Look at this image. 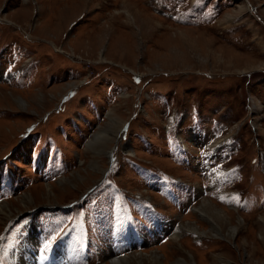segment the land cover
Masks as SVG:
<instances>
[{
  "label": "rangeland",
  "instance_id": "374dc122",
  "mask_svg": "<svg viewBox=\"0 0 264 264\" xmlns=\"http://www.w3.org/2000/svg\"><path fill=\"white\" fill-rule=\"evenodd\" d=\"M4 202L0 264H264V0H0Z\"/></svg>",
  "mask_w": 264,
  "mask_h": 264
},
{
  "label": "bare ground",
  "instance_id": "6f19581e",
  "mask_svg": "<svg viewBox=\"0 0 264 264\" xmlns=\"http://www.w3.org/2000/svg\"><path fill=\"white\" fill-rule=\"evenodd\" d=\"M130 12V11H129ZM113 112V111H112ZM108 124H107V126L106 127H99L98 128V130L97 131H95L96 133L95 134H93L92 135V137H91V139H90V144H92V145H99V143H100V140L102 139V138H104L105 137V133L107 132V130L109 129V128H111V134L112 135H114L115 134V132H116V130L118 129V126H117V124H116V120L114 121V119H113V116L111 115V112H109L108 113ZM111 135V136H112ZM110 135H108V137L110 138L111 137ZM90 144H88V145H90ZM90 147V146H89ZM97 148V147H96ZM99 149V148H98ZM93 151V150H92ZM97 159V158H96ZM94 163H95V161H94ZM94 167H96L97 168V165H96V163H95V165H94ZM44 200H46V202L47 201H49V199L46 197V198H44ZM20 201H21V203H22V205H21V207H23V208H26V209H28V207H27V205L28 204H30V203H32V201L30 200V198H28V197H26V198H21L20 199ZM28 201V202H27ZM27 202V203H26ZM46 202H45V204H46ZM50 203V202H49ZM49 203H47V204H49ZM9 208H10V206L8 205V203H6V202H4V203H1L0 204V214H4V215H9V213H10V210H9ZM31 208V207H30ZM26 209H24V210H26ZM18 213L19 212H21V211H17ZM13 215H15V214H13ZM224 215V214H223ZM8 217V216H7ZM221 217H223V216H221ZM4 219V218H3ZM2 220V219H1ZM225 221V220H224ZM2 222V221H1ZM192 225V224H191ZM230 228V236H233V234L235 233V231H236V227L235 226H231V227H229ZM221 229V228H220ZM220 229H218V230H220ZM177 233H178V231H177ZM177 233H175L174 234V236H177ZM31 235V236H30ZM29 236H28V239L29 240H32V242H34V235L33 234H30ZM229 235V234H228ZM30 242V241H29ZM62 245V244H61ZM56 247H57V245H56ZM59 247V251H60V253L62 254V247L63 246H58ZM56 251H57V249H56ZM59 251H58V256L60 257L61 255H60V253H59ZM55 252V251H54ZM42 253V252H41ZM25 254V253H24ZM29 254V253H28ZM154 254V253H153ZM17 256V255H16ZM29 256V255H28ZM33 256V255H32ZM67 256V255H66ZM136 256H138V259L137 258H135ZM154 256L155 257H157V254H154ZM143 257V255L142 254H137V255H134V258H135V260H139L140 258H142ZM57 258V257H56ZM132 257L131 256H121V257H116L115 255H113V254H111L110 255V257L108 258V260L110 259V260H113L112 261V263L111 264H130V259H131ZM133 258V259H134ZM68 259V258H67ZM20 260V259H19ZM141 260V259H140ZM153 260V259H152ZM25 261V260H24ZM53 261V260H52ZM38 262L39 261H37V260H29V263H24V264H38ZM182 262H185L184 260H182L181 258H180V260H179V263H182ZM186 264H192V263H187V262H185ZM44 264V263H43Z\"/></svg>",
  "mask_w": 264,
  "mask_h": 264
},
{
  "label": "water",
  "instance_id": "95a60500",
  "mask_svg": "<svg viewBox=\"0 0 264 264\" xmlns=\"http://www.w3.org/2000/svg\"><path fill=\"white\" fill-rule=\"evenodd\" d=\"M132 238V232H129L128 239H129V245L132 246L133 242L131 241ZM55 248V247H54Z\"/></svg>",
  "mask_w": 264,
  "mask_h": 264
},
{
  "label": "trees",
  "instance_id": "16d2710c",
  "mask_svg": "<svg viewBox=\"0 0 264 264\" xmlns=\"http://www.w3.org/2000/svg\"><path fill=\"white\" fill-rule=\"evenodd\" d=\"M163 200L165 201V197L163 196ZM137 228V227H136Z\"/></svg>",
  "mask_w": 264,
  "mask_h": 264
}]
</instances>
